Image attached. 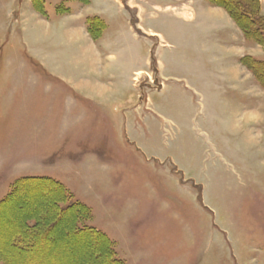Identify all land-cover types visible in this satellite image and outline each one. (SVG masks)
<instances>
[{"label": "rangeland", "instance_id": "1", "mask_svg": "<svg viewBox=\"0 0 264 264\" xmlns=\"http://www.w3.org/2000/svg\"><path fill=\"white\" fill-rule=\"evenodd\" d=\"M91 1L0 0V203L23 178H52L72 194L65 204L89 208L80 227L107 234L126 264H264V31L251 26L255 12L247 14L258 6L122 0L134 26L140 8L144 27L158 33L125 37L140 51L133 70L140 65L144 72L122 79L116 97L78 96L74 106L51 79L57 65L45 71L32 55L48 62L79 57L66 30L77 16L86 27L89 17L109 21V42L129 34L114 0ZM209 7L225 10L242 32L240 59L228 43L232 35L216 29L228 27L224 21L206 17ZM236 63L247 74L224 79ZM29 186L16 197L14 213H0L1 251L14 264H98L89 240L73 235L75 223L54 211L50 190ZM27 209L40 214L44 231L26 244L17 233ZM18 246L36 251H14Z\"/></svg>", "mask_w": 264, "mask_h": 264}, {"label": "crops", "instance_id": "2", "mask_svg": "<svg viewBox=\"0 0 264 264\" xmlns=\"http://www.w3.org/2000/svg\"><path fill=\"white\" fill-rule=\"evenodd\" d=\"M114 1L116 2L117 8L119 10L118 14L125 15L124 18L126 19V22L129 26L128 35L114 37L117 38V42H109V40H106L105 38V33H107V30L110 29L111 23L106 19L103 20V18L95 16L94 18H99L105 23V28H103L101 36L98 39H95L91 34L88 33L86 23L84 21L80 23L79 21L81 19H78L80 17L77 16L78 18L76 20H72V25L68 24L70 26H68L66 30H69L70 33L68 37V40L70 41L69 43L71 45L73 44L80 52L79 57L76 53L73 55V57L70 56L66 60L54 59L48 62L45 59L32 55V58H34L45 71L50 70L49 66L57 65L58 70L55 69L53 72H51V79L54 80L57 85L60 86V88H64L70 97L74 99V106L77 103L78 96L84 97L86 100H92L94 98L99 99L108 95L110 97H116L123 90V85H121V83H123L125 80L123 81L122 79H126L128 77L127 75L133 72L134 74L131 77V81H134L137 76L144 72V69H140V65L137 69L133 70L134 64L138 63L140 59L139 48H136L133 41H135L134 39H140L137 31H142L150 38L151 36L157 35L158 33L152 30H147L144 27L142 23V20H144L143 12H141L142 9H138V15H140V19L138 18V23L136 26H134V24H132V16L130 15V12L126 10V5L123 3V1ZM263 2L264 0H262V8ZM91 4L92 1L90 0L89 4L87 5L90 6ZM135 5L137 6L138 4H134V6ZM152 6L156 7L155 5ZM173 7L176 8L175 11L178 12V16H188L183 8L179 9L176 6ZM168 8H170V6H168ZM145 13L147 14L148 11L146 10ZM206 15V17H209L212 20L213 18L219 17L221 21H224L223 23L228 26L221 27L219 25L216 29H220V33L228 30L229 35H232L231 40H229L230 42L228 43L234 45V49H237L236 59H240V57L243 56V43L245 42V39H242V32L238 30L237 24L230 21L228 14L223 9L209 7V9L206 11ZM125 37H128L127 39L129 40L133 39V41H128L130 42L128 43L127 40H125ZM43 47V45H38L36 50L40 52ZM120 56H122L123 59L118 62V60H120ZM108 62H110V65H108ZM63 66L68 67L67 72L65 69H62ZM80 66L84 68V73L77 75L76 70L77 67ZM63 70L65 71L64 73L59 72ZM244 70L245 69H243L240 63H236L234 64V70L232 71L231 76L230 73L222 74V76L228 81L231 79V81L235 82L242 78L243 75L247 74ZM124 71L126 73L125 75ZM118 80L120 83L119 86L117 84Z\"/></svg>", "mask_w": 264, "mask_h": 264}, {"label": "trees", "instance_id": "3", "mask_svg": "<svg viewBox=\"0 0 264 264\" xmlns=\"http://www.w3.org/2000/svg\"><path fill=\"white\" fill-rule=\"evenodd\" d=\"M79 1L82 2V4H84V5H87L90 2V0H79ZM252 1L258 7L253 9V12L247 13L249 16L250 14H253L255 12L253 20L251 19V24H252L251 26H252V28L255 27V29L262 31V33H263L264 30L261 28L260 25H257L258 24L257 21L261 22V24L264 25V17L259 16L258 15L259 11L257 12V10L260 9L259 8L260 2H259V0H252ZM225 7L229 11V13L233 17V19L236 21V23L242 28L244 34L247 37L253 38L251 28L247 27L246 25L241 23V21L239 19H237L236 15L229 8V5H228V7L227 6H225ZM253 24H254V26H253ZM96 26L98 27V30H99L98 33L93 31V27H96ZM103 28H105V23L102 20H100L99 18H89L87 20V29L93 38L98 39L101 36V32H102ZM260 64H262V63H259V65ZM29 185H34V186L41 185V187L39 186L40 188L43 187V188L50 190V194L48 192L47 197L48 198L50 197L49 199L51 200V206L53 207L54 211L56 213H58V211H60L58 216H60V213L63 212L64 216H65L64 220L66 219L65 220L66 222H69V221L72 222L73 221L75 223V231L74 232L76 234L73 233L74 236H77V237L85 236L89 240L88 244L91 243V246L94 247L93 251L99 254L97 257V260H95L96 263H98V264H126V262L123 259H120L118 257L117 252L115 250V243H114V241H112V239L109 238V236L107 234H105L101 230H98L97 228H94V227H89V226L80 227L79 224L86 221V219H89V216H90L89 208L86 205L79 203V202H76V203L70 204V205L65 204V203H68L70 201V199H73L72 194L63 186L62 183H60V182H58L52 178L27 177V178H23L20 181H18L17 184L15 185L14 189H13V192L10 193V195L2 203H0V213L9 211L10 209H12L11 211H12V213H14V211H16V210H15V208L13 209V204H15V202H16V197H17V199L19 198L21 200V197H19V194H20V192H22V188H24L23 191L25 192L26 191L25 188L27 190L30 188ZM31 187H33V186H31ZM46 202L49 203V201H46ZM8 208H9V210H8ZM32 212H34V209H27L26 210V212L24 213V216L26 218H28V220L26 218L24 219V225H22L21 229L17 233V235H18L17 239H19L22 242H25L26 244L28 243V241L26 240L27 238L29 239V237L35 236V234L39 233V231L40 232L44 231L43 224H42L40 217H39L40 214L37 215V214H33ZM45 216H46L45 213H44V215L42 214V217L45 218ZM16 224H15V222L12 223L13 226H15ZM43 235H44V233H43ZM37 239H38V237H37ZM48 241L49 240L47 239L45 242L47 243ZM35 242H37V241H35ZM28 245L30 247L33 246L32 242ZM13 249H15L14 251H17V252L19 251L20 253H24V254L29 253V252L34 253V251H36V250L27 251L22 246H18V247L13 248ZM33 249H36V248L34 247ZM0 261L4 264H14L15 263L14 260H12V257L10 256V252L5 253V252L1 251V249H0Z\"/></svg>", "mask_w": 264, "mask_h": 264}, {"label": "bare ground", "instance_id": "4", "mask_svg": "<svg viewBox=\"0 0 264 264\" xmlns=\"http://www.w3.org/2000/svg\"><path fill=\"white\" fill-rule=\"evenodd\" d=\"M33 213V212H32ZM3 241V240H2ZM76 242V241H75Z\"/></svg>", "mask_w": 264, "mask_h": 264}]
</instances>
